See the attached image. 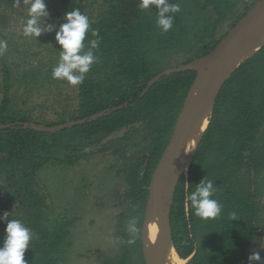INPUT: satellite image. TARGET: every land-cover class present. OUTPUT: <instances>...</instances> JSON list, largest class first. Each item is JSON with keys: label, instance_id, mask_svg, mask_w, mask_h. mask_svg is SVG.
I'll use <instances>...</instances> for the list:
<instances>
[{"label": "trees", "instance_id": "16d2710c", "mask_svg": "<svg viewBox=\"0 0 264 264\" xmlns=\"http://www.w3.org/2000/svg\"><path fill=\"white\" fill-rule=\"evenodd\" d=\"M256 1L167 0L179 4L180 11L166 14L174 16V23L162 32L155 7L141 10L140 0H44L49 14L39 20L41 35L9 42L10 13L25 3L0 0V40L8 44L0 56V210L32 230L27 264H66L79 220L66 212L53 214L40 173L46 167H73L96 153L112 158L111 169L123 178L128 202L117 217L118 234L126 243L104 264H139L134 255L141 244L139 239L128 244L133 236L127 221L136 216V227H143L152 174L197 72H174L150 83L179 59L186 64L209 54ZM77 8L98 31V36L89 31L82 51L92 50L99 59L76 85V108L69 112L64 105L57 120H38L28 105L29 93L48 87L57 97L64 95L68 82L52 77L62 50L56 35L67 22L66 13ZM226 23L229 28L221 33ZM93 39L99 40L95 50ZM32 56L38 63L27 66ZM40 126L62 127L48 131ZM205 178L213 181V198L223 205L214 220L195 216L185 200ZM170 222L175 250L190 258L187 264H250V250L261 246L264 45L223 85L188 171L176 186ZM6 225L0 219V247ZM139 256L146 264L141 250Z\"/></svg>", "mask_w": 264, "mask_h": 264}, {"label": "rangeland", "instance_id": "374dc122", "mask_svg": "<svg viewBox=\"0 0 264 264\" xmlns=\"http://www.w3.org/2000/svg\"><path fill=\"white\" fill-rule=\"evenodd\" d=\"M45 4L47 7V3ZM27 15L26 4L10 13V27L6 31L9 42H21L19 38L24 37L23 25ZM228 28L229 25L226 23L221 33ZM22 59L17 58L15 61ZM179 60L173 65H180L182 61ZM37 63L38 60L33 56L27 59L29 64L27 66ZM64 87L62 97H57L55 91L50 92L48 87L29 93L28 105L34 109L36 119L55 121L58 114L62 113L64 105L68 107L69 112L76 108L78 103L74 98L77 93L76 86L67 83ZM65 95L70 98H66ZM112 163L110 156L96 153L90 160L81 161L73 167H46L39 175L41 182L46 186L48 202L54 208L53 214L58 216L62 215L61 212H66L68 216L78 215L79 220L73 229L72 247L68 252L66 264H104L119 253L122 242L126 243V238L118 234L117 225L119 213L128 206L124 196L126 184L123 178L111 169ZM3 216L4 212L0 210V219ZM145 216L146 214L143 222ZM117 237L121 238L120 242H117ZM139 243L141 247L135 248L134 257L141 264L139 251L141 250L143 254L142 229ZM253 252H258L261 260L251 263L264 264V237L261 246L252 248L249 255ZM186 262L187 259L183 260V264Z\"/></svg>", "mask_w": 264, "mask_h": 264}, {"label": "water", "instance_id": "95a60500", "mask_svg": "<svg viewBox=\"0 0 264 264\" xmlns=\"http://www.w3.org/2000/svg\"><path fill=\"white\" fill-rule=\"evenodd\" d=\"M261 38L264 39V0H257L209 54L192 62L168 68L150 83L151 85L161 77L174 72L185 70H195L197 72L178 115L171 139L151 177L148 206L142 227L143 254L146 264H166L167 256L171 248L174 247L170 215L176 186L181 176L187 173L190 165L189 163L188 167L185 168L184 161L190 128L205 119H209L210 123L217 97L223 85L230 79L238 66L246 60L236 64L237 51L248 42ZM263 45L264 43L261 48ZM214 68H217V71L214 77L211 78V72ZM197 91H202V95L195 99L194 94ZM34 127L36 126L34 125ZM60 127L62 126L56 128L40 126L39 128L50 131ZM165 175L170 176L167 188ZM156 214H158L160 220V233L154 254L149 261L147 259L146 235L149 220ZM189 259H187V262Z\"/></svg>", "mask_w": 264, "mask_h": 264}, {"label": "clouds", "instance_id": "9594fccd", "mask_svg": "<svg viewBox=\"0 0 264 264\" xmlns=\"http://www.w3.org/2000/svg\"><path fill=\"white\" fill-rule=\"evenodd\" d=\"M21 0H15V5L19 6ZM28 5V19L23 25V36L25 38H35L41 35L43 28L39 25L41 17L47 16L46 4L44 0H24ZM155 7L157 11V27L162 32H168L174 23V16H166L167 13L176 14L180 11L179 4H170L167 0H140L139 8L148 10ZM64 23L56 35L58 43L62 46L58 64L52 70L54 79L67 81L70 85L76 86L82 84L89 73L92 65L99 59L92 50L85 49V39L89 31L92 36H98L97 30H92L89 17L82 14L81 11L73 9L65 15ZM49 30L51 28L49 27ZM93 50L99 46V40L90 41ZM8 49L6 40H0V56H3ZM216 189L213 187V181L205 178L194 190L185 196L186 202L195 216L202 220L216 219L221 216L223 205L215 198ZM9 213L5 212L3 219L7 220L6 236L3 246L0 247V264H27L25 252L30 247L33 238L32 230L19 219L8 220ZM230 219H236V214L230 213ZM138 217L132 216L127 221V231L133 238L128 240L129 245H133L140 238L141 229L136 227ZM120 242L121 238H116ZM249 262L260 261L258 252H253L249 256Z\"/></svg>", "mask_w": 264, "mask_h": 264}, {"label": "bare ground", "instance_id": "6f19581e", "mask_svg": "<svg viewBox=\"0 0 264 264\" xmlns=\"http://www.w3.org/2000/svg\"><path fill=\"white\" fill-rule=\"evenodd\" d=\"M264 43V39L259 40H253L248 42L247 44L243 45L236 54V64H239L241 61L247 59L248 57H251L254 55L259 49L261 48L262 44ZM217 68H214L211 72V78L214 77L216 74ZM202 95V91H197L194 94V98H198ZM209 124V119H205L203 122L194 124L188 133L187 137V144L184 152V161H185V168L188 167L191 158L193 157L196 147L206 130L207 126ZM170 176L165 175V185L166 188L169 185ZM160 233V220L158 214H156L154 217H151L149 220V226L147 230L146 235V241H147V259L150 261L152 255L154 254L158 238ZM181 258L174 247L171 248L168 256L166 264H183V260L186 259ZM187 263V262H186ZM185 263V264H186Z\"/></svg>", "mask_w": 264, "mask_h": 264}]
</instances>
